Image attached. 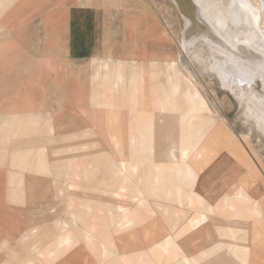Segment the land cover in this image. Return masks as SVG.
Listing matches in <instances>:
<instances>
[{
    "label": "rangeland",
    "instance_id": "rangeland-1",
    "mask_svg": "<svg viewBox=\"0 0 264 264\" xmlns=\"http://www.w3.org/2000/svg\"><path fill=\"white\" fill-rule=\"evenodd\" d=\"M4 1V5L0 4V264H25L29 259L35 264H98L87 252L81 261L84 251L88 250L81 228L84 222H90L92 211L98 215L95 221L101 230L98 240L106 245L108 252H112L107 263L122 264L124 251V255L132 258L130 264H188L182 255L173 256V249L172 255H155L163 249L157 236L163 232L177 237L178 227L186 228V220L192 215L187 208H184L185 218H178L176 212L177 207H190L186 201L180 206L176 200L175 185L182 187L184 169L178 178L174 173H161L163 182L155 193L163 198L149 199L151 206L159 203L161 207L156 209L154 219L143 216L138 229L128 232L127 237L135 241L121 244L117 235L112 241L113 238L110 239L102 229L109 221L105 208L116 207V192L122 184L126 186V194L147 189V196L153 197L155 193L150 190L155 189L150 182L154 180L153 165L158 159L149 151L153 148L149 146V140L142 147L138 146L142 150L140 157L133 156L127 145V162L142 164L138 173L128 172V180L123 179L117 161L107 154L109 145L97 140L90 126L80 119L78 106L72 101V93L80 87L72 71L85 70L81 73V81L88 83L86 94L93 97L95 93L100 101H107L105 98L110 94L108 88L115 70L125 73L129 80V77L136 76L138 65L143 64L145 77L151 83L155 65L161 68L173 56L180 61L181 71L202 92L207 113L205 118L215 130L193 155L203 161L198 165L203 173L197 175L192 190L185 188L183 192H192V197L200 195L215 205L224 190L221 189L223 177L226 178L228 173L233 177L239 176L229 194L240 187L249 193L259 184L264 187V136L250 122L243 121L242 106L230 91L220 85L215 75L207 71L197 73L191 62L182 57L184 22L173 0H123L122 8L118 0H101L111 11L104 17L106 20H102L103 35L98 51L90 60L76 67L71 65L72 60L52 59L53 63L64 64V67L50 78L48 74L51 71L45 63L46 58L51 59L45 47L47 42L36 41L30 29L26 34L23 32L20 39L18 34H12L1 18L6 10L4 6L10 4L8 0ZM94 58L107 60L110 64V69H103L97 78V68L91 65ZM36 75L48 78V92L58 101L42 106L37 103L43 99H40V85L34 83ZM112 93L117 102L122 101V91ZM125 95L127 99L129 94L126 92ZM129 108L127 105L124 110ZM146 131L149 132L148 129ZM19 151L32 152V155L17 159L15 154ZM232 160L236 162L234 167L228 164ZM166 190L171 191L167 198L164 196ZM259 201L264 212V191ZM240 204L246 205L236 203ZM50 207H57V213L63 212L61 219L69 223L73 213L77 216V225L71 226L73 245L70 249L60 244L61 229L54 223L57 215L45 211ZM247 208L251 210L253 207ZM164 213L169 217L162 216ZM33 217L37 219L35 222H31ZM19 223L24 224V230L12 232L11 227ZM256 224L264 228V222ZM202 228L213 231V237L198 240L194 237L196 232L188 231L176 239L189 262L205 264L217 260L219 264H231L225 242L217 237L212 220L203 222ZM10 233L11 237L8 236ZM128 247L134 249L129 250ZM137 251L142 252L140 254L147 263L137 261ZM219 254L223 256L221 260L217 258Z\"/></svg>",
    "mask_w": 264,
    "mask_h": 264
},
{
    "label": "crops",
    "instance_id": "crops-1",
    "mask_svg": "<svg viewBox=\"0 0 264 264\" xmlns=\"http://www.w3.org/2000/svg\"><path fill=\"white\" fill-rule=\"evenodd\" d=\"M8 1L10 4L4 6L6 10L1 18L12 34H18L20 39L23 32L26 34L27 29H30L33 30L36 41L44 44L47 42L45 47L51 57V59L46 58L45 60L46 67L51 71L48 78L53 73H59L61 67H64V64L53 63L52 59L56 57L69 59L73 61L71 65L76 67L81 66L79 63L84 64L96 54L102 42V20H106L104 17L111 11V8L105 7L106 5L104 6L101 0ZM4 2V0H0V4L4 5ZM117 3L122 8L123 0H118ZM91 65L97 68L96 78L100 76L103 69H110L109 61L98 58L92 59ZM155 66L157 67L152 73L151 83L145 77L146 68L143 64L138 65L136 76L129 77V80L126 79L125 73L119 69L115 70L113 81L108 88L110 94L105 98L107 101H100L96 98L97 96L95 97V93L92 95L93 97L86 94L88 83L81 81V73L85 70L79 68L78 72L72 71L71 74L76 76L80 82V87L72 93V101L78 106L80 119L90 126L92 134L96 135L98 141L100 139L103 144L106 142L109 145L107 154L117 161L119 171L123 173L125 180H128V172L130 174L138 173L142 164L127 162V145L133 151V156L140 157L142 150L138 149V146L142 147L149 140V146H153L149 151L158 159V162L153 165L156 173L154 180L150 182V185H154L155 189L150 190L152 194L156 192L157 188L159 189V185L163 182L162 172L174 173L178 178L181 177L184 169L182 187L179 184L175 185L176 200L180 206H183L186 201L190 207H177L178 211L176 212L178 218H185L187 214L184 208H187L192 212V215L186 220V228L178 227L177 237H171L163 232H161V236H157L158 243L163 244V249L155 253L156 257L165 253L171 254L173 249V256L178 257L180 254L185 263L191 264L190 259L176 244V239L188 231L196 232L195 239L199 240L204 237L211 239L213 231L202 228V223L211 219L217 237L225 242L224 247L230 257L231 264H264V228L262 229L256 224V222L259 224L264 222L263 208L253 207L251 211L247 205H230L228 198L232 196L231 199H234L235 192L229 194L228 191L234 185L235 176L228 173L226 178L223 177L221 189L224 188V190L220 193L215 205L200 195L194 194L192 197V192H183L185 188L192 190L197 175L203 173L199 171L198 166L203 161L193 155L197 149L201 148L208 135L213 136L215 130L205 118L207 113L203 107L202 92L181 71L180 61L172 56L161 68L158 64ZM36 76L34 83L37 86L40 85L38 86L41 94L40 99H43L37 100V103L42 106L47 105L48 102H51L52 105L58 101V98L48 92L46 85L48 78ZM92 84L95 85V82ZM115 90L123 92L122 101L117 102L116 97L112 95ZM126 92L129 94L127 99L125 98ZM114 100H116V104ZM127 105L130 108L125 111ZM136 145L137 147H135ZM15 155L17 159H26L32 155V152L19 151ZM228 164L234 167L236 162L232 160ZM241 165L243 166V164ZM125 187L122 184L119 192H116V207L105 208L109 221H106L102 229L106 231L110 239L113 238L112 241L116 239L114 235H117L121 244L123 242L132 244L135 240L127 237L128 232L138 229L139 221L143 216L147 219H154L156 209L161 207L159 203L156 204L157 206H151L149 199L162 200L163 196L156 195V193L153 197L147 196V189H139L136 193L126 194ZM240 188L244 191V201L246 202V191L242 187ZM164 196L165 198L171 196V191H164ZM255 209H259L261 215H257ZM45 211L57 215V220L54 223H57L61 229L60 244L70 249L73 245L71 226L77 225V216L73 213V219L69 223L61 219L60 216L63 212L57 213V207H50ZM162 216L169 217L165 213ZM90 218V222H84L81 228L88 249L84 251L81 261L87 252L98 261V264H109L107 259L112 252H108L106 245L98 240V234L101 231L95 222L98 215L92 211ZM162 219L164 220V217ZM36 220V217H33L31 222ZM19 224L12 226L10 230L14 233L22 232L24 224ZM217 225L220 227L218 228ZM33 231L37 234L36 228ZM122 233H124L123 236ZM8 236L11 237V233ZM149 242L152 243V241ZM131 249L134 248L131 247L129 250ZM140 253L142 252H138L137 261ZM124 254L126 252L123 251L122 264H130L132 258ZM222 257L220 254L217 255L220 260ZM219 263L217 260L205 262V264ZM25 264H35V261L29 259Z\"/></svg>",
    "mask_w": 264,
    "mask_h": 264
},
{
    "label": "bare ground",
    "instance_id": "bare-ground-1",
    "mask_svg": "<svg viewBox=\"0 0 264 264\" xmlns=\"http://www.w3.org/2000/svg\"><path fill=\"white\" fill-rule=\"evenodd\" d=\"M173 2L184 22L182 57L191 62L197 73L207 71L211 73L210 75H215L220 85L230 91L242 106L243 121L250 122L264 136V79H261L257 72L251 80L248 78L241 80L236 67L240 65L258 70L259 66L264 64V36L261 35V32H264V17L252 21L250 13L240 7L248 3L258 6L260 0H173ZM232 11L238 13L239 20L233 22ZM263 191L262 184L257 185L250 193L246 191L245 202L244 191L239 188L235 191L234 199L229 196L228 200L230 205L245 202L247 207H262L259 196ZM255 210L257 215H261L259 209ZM139 260L147 263L141 254Z\"/></svg>",
    "mask_w": 264,
    "mask_h": 264
},
{
    "label": "snow or ice",
    "instance_id": "snow-or-ice-1",
    "mask_svg": "<svg viewBox=\"0 0 264 264\" xmlns=\"http://www.w3.org/2000/svg\"><path fill=\"white\" fill-rule=\"evenodd\" d=\"M201 7H205V5H201ZM240 7L245 9L248 13H250V19L252 21H257L259 17H264V0H260V4L258 6L248 3V4H242L240 5ZM231 16H232L233 22L240 19L238 16V13H236L235 11L231 12ZM261 35L264 36V32H261ZM236 67L238 70V76L241 80L245 78H248L249 80H251L257 74V72L260 78L264 79V64H261L258 70L250 69L247 66H240V65H237Z\"/></svg>",
    "mask_w": 264,
    "mask_h": 264
}]
</instances>
